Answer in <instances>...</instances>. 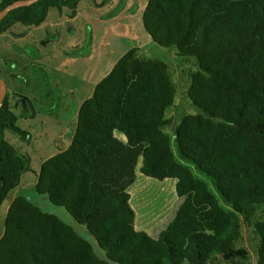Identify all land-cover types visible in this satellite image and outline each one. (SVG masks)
Returning a JSON list of instances; mask_svg holds the SVG:
<instances>
[{"label":"trees","instance_id":"1","mask_svg":"<svg viewBox=\"0 0 264 264\" xmlns=\"http://www.w3.org/2000/svg\"><path fill=\"white\" fill-rule=\"evenodd\" d=\"M14 1L0 0V11ZM79 1L37 0L15 7L0 20V35L16 23L40 25L51 8H69L74 16ZM124 4L118 0L103 18L117 15ZM141 22L155 44L194 61L186 96L195 112L180 118L171 137L165 130L172 120L165 113L176 87L167 63L139 58L130 48L77 107L67 147L33 171L30 157L4 137L9 130L25 143L31 138L17 125L5 92L0 206L10 202L0 264H206L228 257L242 222L258 234L257 264H264V218L254 220L264 205V0H147ZM85 31L83 45L71 57L89 55V25ZM47 38L54 41L56 35ZM58 104L56 99L39 111L53 114ZM139 159L141 174L175 179L178 202L156 236L134 228L127 189ZM182 160L212 181L227 209ZM29 171L37 195L11 198ZM44 200L84 225L103 255L66 221L43 211Z\"/></svg>","mask_w":264,"mask_h":264},{"label":"rangeland","instance_id":"2","mask_svg":"<svg viewBox=\"0 0 264 264\" xmlns=\"http://www.w3.org/2000/svg\"><path fill=\"white\" fill-rule=\"evenodd\" d=\"M117 1L109 0L103 4L101 0H80L74 16L70 15L69 8L64 7L61 12L51 8L40 25L27 27L16 23L0 35V79L5 83L9 106L18 116L17 125L31 135L29 143L9 130L5 131L4 137L18 151L30 157L33 171L38 169L44 158L67 147L77 107L89 96L94 84L130 48H134L139 58H159L167 63L176 87L173 105L165 113L172 120L165 130L171 137L180 118L195 112L186 96L188 74L195 68L194 61L179 56L174 49L155 44L146 34L141 13L147 0H125L123 9L117 15L103 18V14L110 11ZM132 8L133 11L130 10ZM86 25L92 30L89 55L71 57L70 53L84 43ZM53 34L56 35L54 41L47 38ZM23 47L34 55L21 50ZM56 99L59 104L53 114L39 111L49 107ZM24 111L29 115H24ZM118 136L121 138V135ZM172 147L174 149L173 144ZM181 162L189 164L185 160ZM139 165L140 159L136 166V179L127 189L129 204L135 212L134 228L156 236L173 215L178 202L175 179L160 181L145 176L139 172ZM189 167L195 175L207 181L210 190L227 209L228 205L216 192L212 181L190 164ZM34 182L32 171L24 173L19 186L11 191V198L17 194L37 195ZM9 202L5 200L0 206V235ZM42 210L66 221L91 241L96 252L103 255V250L86 227L78 224L62 207L44 200ZM263 218L264 205L259 206L254 220ZM259 244L260 238L254 228L242 222L241 237L233 243L228 257L219 255L214 262L206 264H257Z\"/></svg>","mask_w":264,"mask_h":264},{"label":"water","instance_id":"3","mask_svg":"<svg viewBox=\"0 0 264 264\" xmlns=\"http://www.w3.org/2000/svg\"><path fill=\"white\" fill-rule=\"evenodd\" d=\"M37 0H18V1H14L13 3H11L10 5L6 6L4 9H2L0 11V20L3 18V16L10 11L11 9L21 6V5H28L31 3L36 2ZM0 101L3 97V95L5 94V83L2 79H0Z\"/></svg>","mask_w":264,"mask_h":264},{"label":"crops","instance_id":"4","mask_svg":"<svg viewBox=\"0 0 264 264\" xmlns=\"http://www.w3.org/2000/svg\"><path fill=\"white\" fill-rule=\"evenodd\" d=\"M91 92H92V90H91ZM91 92H90V94H91ZM90 94H89V95H90Z\"/></svg>","mask_w":264,"mask_h":264},{"label":"clouds","instance_id":"5","mask_svg":"<svg viewBox=\"0 0 264 264\" xmlns=\"http://www.w3.org/2000/svg\"><path fill=\"white\" fill-rule=\"evenodd\" d=\"M6 88V87H5ZM5 92H6V89H5Z\"/></svg>","mask_w":264,"mask_h":264}]
</instances>
